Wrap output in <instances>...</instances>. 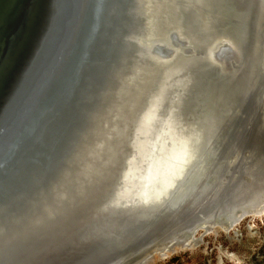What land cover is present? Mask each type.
<instances>
[{
	"label": "bare ground",
	"instance_id": "obj_1",
	"mask_svg": "<svg viewBox=\"0 0 264 264\" xmlns=\"http://www.w3.org/2000/svg\"><path fill=\"white\" fill-rule=\"evenodd\" d=\"M186 1L178 35L190 23L201 41L220 42L214 55L186 51L190 42L168 56L146 54L159 42L153 0H142L144 8L140 0L81 1L72 35L74 42L84 19L80 49L63 75L70 87L50 96L35 139L0 179V264H108L126 250L124 264H147L201 243L196 232L206 221L190 232L160 235L159 254L133 260L151 244L132 249L157 214L170 222L189 214L238 157H230L228 134L255 59L250 16L256 3ZM179 54L193 71L164 92L147 123L157 80L148 65L166 69ZM243 180L242 194L251 197L227 213H234L228 234L264 194V178Z\"/></svg>",
	"mask_w": 264,
	"mask_h": 264
},
{
	"label": "water",
	"instance_id": "obj_2",
	"mask_svg": "<svg viewBox=\"0 0 264 264\" xmlns=\"http://www.w3.org/2000/svg\"><path fill=\"white\" fill-rule=\"evenodd\" d=\"M81 1L0 0V179L6 169L16 162L20 148L35 139L40 112L48 109L50 96H57L54 92L58 89L64 91L69 86L64 88L63 75L80 49L79 38L84 19L74 42L72 35L80 17ZM140 1L141 8H144ZM255 3L254 14L250 16L251 45L255 47V59L242 84L239 103L241 114L228 134L227 147L231 151L230 157L238 156L236 162L233 166L227 164L221 169L209 192L186 216L170 222V217L165 213L157 214L147 228L144 239L138 240L132 249L141 247L146 241L154 243L159 239L157 237L165 233L190 232L197 224L225 215L250 199V192L242 194L244 189L241 184H244L242 182L247 175L259 176L264 152V0H255ZM152 9L157 20L159 42H153L146 49V54L168 56L174 47L190 42L192 47L186 51L195 50L200 57L214 55L220 42L209 36H203L201 41L190 23L184 24L183 38L178 35L180 12L187 16L189 11L186 0H153ZM238 20L243 23L246 17L239 16ZM240 39H244V36ZM202 42H208L207 46L202 45ZM175 59L166 69L159 68L156 63L148 65L151 72L157 70L156 75L153 74L157 80L151 95L154 98L150 112L144 118L147 123H151L152 116L161 105L164 92L169 88L170 91L180 78L193 71L185 55L179 54ZM248 152L250 154L247 156ZM246 217L244 215L242 219ZM248 231H252V226L248 225ZM125 252L117 254L108 264H124L128 258V251ZM248 255L243 253L237 259L243 261ZM218 261L219 264L223 263L221 256Z\"/></svg>",
	"mask_w": 264,
	"mask_h": 264
},
{
	"label": "rangeland",
	"instance_id": "obj_3",
	"mask_svg": "<svg viewBox=\"0 0 264 264\" xmlns=\"http://www.w3.org/2000/svg\"><path fill=\"white\" fill-rule=\"evenodd\" d=\"M239 107L240 106H238V109ZM249 154L250 153L248 152L246 155L248 156ZM261 160L259 177L262 179L264 178L263 151ZM259 190L261 189H258L257 191ZM259 197H261V199L259 198L257 203H255L252 208H249V211L251 212L250 215L239 223L231 233L228 234L225 231V227L232 222L230 219H233V217H230L234 215V213L222 215L220 216L221 218L219 217L214 220H207L203 223L204 227L196 232V239L200 237L198 240H200L201 243L194 250L181 251L153 264H219L218 258L220 256L223 260L222 264H244L250 260L253 255L259 252V247L264 242V194L259 195ZM248 225L252 226L251 232L248 231ZM235 233L237 235H235ZM204 234L206 235L202 238ZM231 238L233 240H231ZM164 245L165 243L163 239L157 240L154 243H151L142 252L135 255L133 260L138 257L145 256L146 258L148 256H156L162 251ZM243 253L250 255H248L243 261H239L236 257L241 256ZM232 255L236 256L232 257Z\"/></svg>",
	"mask_w": 264,
	"mask_h": 264
},
{
	"label": "trees",
	"instance_id": "obj_4",
	"mask_svg": "<svg viewBox=\"0 0 264 264\" xmlns=\"http://www.w3.org/2000/svg\"><path fill=\"white\" fill-rule=\"evenodd\" d=\"M244 264H264V242L259 247V252Z\"/></svg>",
	"mask_w": 264,
	"mask_h": 264
}]
</instances>
